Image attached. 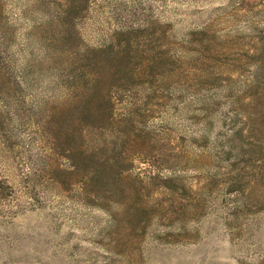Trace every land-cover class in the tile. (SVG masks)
<instances>
[{"label": "rangeland", "instance_id": "obj_1", "mask_svg": "<svg viewBox=\"0 0 264 264\" xmlns=\"http://www.w3.org/2000/svg\"><path fill=\"white\" fill-rule=\"evenodd\" d=\"M257 49L264 0H0V264H264Z\"/></svg>", "mask_w": 264, "mask_h": 264}, {"label": "trees", "instance_id": "obj_2", "mask_svg": "<svg viewBox=\"0 0 264 264\" xmlns=\"http://www.w3.org/2000/svg\"><path fill=\"white\" fill-rule=\"evenodd\" d=\"M256 57H257V62H256L257 71L255 73V76L257 77V80H263L262 85H258L256 91H257V98L262 100V99H264V50L263 49H257L256 50ZM252 124L254 126L253 131L256 132L258 136L254 135L257 137L255 139H253L252 143H250L249 148H251L250 157L252 159L256 160V158L253 157L254 155L255 156L258 155L260 157L264 156V133H263L264 128L261 130V128L264 127V111H261V116H259L258 120L254 121ZM131 129H133L132 126H131ZM236 132L237 133H235V135H233V138H232L233 143L235 142L237 135L240 137V140H238V141H243V137L244 138L246 137L243 133L244 131L238 130ZM259 133H260V135H259ZM251 135H252V133H251ZM154 138L156 139L157 137H154ZM249 138H251V137H249ZM151 139L153 140L152 137H151ZM200 139H202V142L205 143L203 141L202 137ZM129 141H130V143H129V145H130L133 141H132V139ZM165 146H166V144H165ZM209 147H211V145ZM235 148H237V144H235L233 149H235ZM145 152H146V150H139V153L141 155H143ZM92 153H93L92 155L95 156V155L100 154L101 152H94L93 151ZM79 154L85 160H87L91 163L86 168V170L88 172V179H86L83 184L88 183L89 179L95 180L96 178H101L103 176L102 174L109 175L112 178V180L114 179L115 182L117 183V181H119V178H123V174H125L122 171V168L124 167L125 164L123 161H121V159L124 156L117 158V156L113 154L114 157H111L113 159L112 161H108L107 159H104L105 156L102 159H100L99 161H97L94 157L87 158L82 153H79ZM79 154L78 153L75 154V157L78 160L80 158ZM217 154H218V152L214 153L212 149L210 150V156L212 157V159H214L213 161H220L221 160V157L219 156V154L218 155ZM122 172H123V174H122ZM261 174H263V172H261Z\"/></svg>", "mask_w": 264, "mask_h": 264}]
</instances>
